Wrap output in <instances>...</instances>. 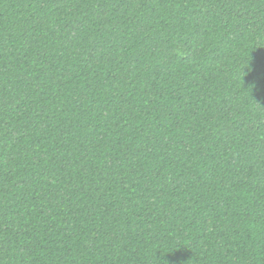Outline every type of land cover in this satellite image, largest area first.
I'll return each mask as SVG.
<instances>
[{"label": "trees", "instance_id": "obj_1", "mask_svg": "<svg viewBox=\"0 0 264 264\" xmlns=\"http://www.w3.org/2000/svg\"><path fill=\"white\" fill-rule=\"evenodd\" d=\"M0 264H264V0H0Z\"/></svg>", "mask_w": 264, "mask_h": 264}]
</instances>
